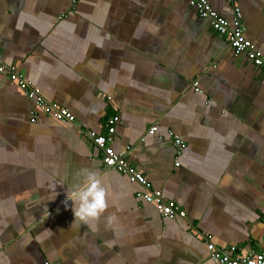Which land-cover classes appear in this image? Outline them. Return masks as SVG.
I'll return each instance as SVG.
<instances>
[{"label": "crops", "instance_id": "1", "mask_svg": "<svg viewBox=\"0 0 264 264\" xmlns=\"http://www.w3.org/2000/svg\"><path fill=\"white\" fill-rule=\"evenodd\" d=\"M206 1L231 20L226 0ZM238 6L264 58V0ZM0 54L74 118L53 120L0 74V264H216L206 241L264 254V66L186 0H0ZM112 117L109 147L184 219L104 168L86 133L105 136ZM84 170L107 205L88 225L65 203Z\"/></svg>", "mask_w": 264, "mask_h": 264}, {"label": "built area", "instance_id": "2", "mask_svg": "<svg viewBox=\"0 0 264 264\" xmlns=\"http://www.w3.org/2000/svg\"><path fill=\"white\" fill-rule=\"evenodd\" d=\"M188 5L193 8L200 18L208 19L212 29L221 37H223L229 45V48L236 55H244L248 62H251L256 67L264 66V58L260 52L255 49L245 37V28L242 25V14L238 6V0H226L230 5L232 12L231 20H227L217 15L206 0H186ZM0 54V74L4 75L7 80L14 83L21 93L28 99L34 101L38 110L48 115L57 122L74 123V118L67 109L60 108L56 105L47 103L40 90L34 88L24 77L19 73L16 66H7L2 62ZM194 89L198 91V83L193 84ZM117 117H112L107 120V131L105 136H97L93 133H86L91 144L95 146L101 153V161L105 169L114 170L117 173L124 175L132 184L141 186L145 192L137 193V197L143 202L152 205L157 213L164 218H180L184 219L185 215L180 209L170 201L163 198L159 191H150L144 177L140 171L132 168L120 154H116L109 147L112 141V136L115 131ZM157 132L156 126L148 128L147 134L154 135ZM176 152L180 153L184 145L176 135H171ZM178 164L176 163L175 166ZM205 249L208 258L216 264H264V254L250 251L249 253H235L233 249L222 252L209 241L205 242Z\"/></svg>", "mask_w": 264, "mask_h": 264}, {"label": "clouds", "instance_id": "3", "mask_svg": "<svg viewBox=\"0 0 264 264\" xmlns=\"http://www.w3.org/2000/svg\"><path fill=\"white\" fill-rule=\"evenodd\" d=\"M84 178L72 191L66 193L67 202L71 204L73 222L79 221L82 225H88L96 220L106 209V192L100 179L94 174L84 170ZM115 217H109V221Z\"/></svg>", "mask_w": 264, "mask_h": 264}]
</instances>
